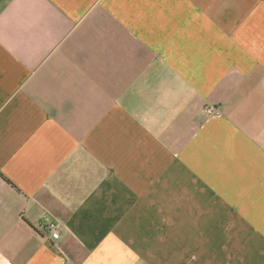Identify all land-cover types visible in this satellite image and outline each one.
Masks as SVG:
<instances>
[{
	"label": "crops",
	"instance_id": "obj_1",
	"mask_svg": "<svg viewBox=\"0 0 264 264\" xmlns=\"http://www.w3.org/2000/svg\"><path fill=\"white\" fill-rule=\"evenodd\" d=\"M0 264H264V0H0Z\"/></svg>",
	"mask_w": 264,
	"mask_h": 264
},
{
	"label": "built area",
	"instance_id": "obj_2",
	"mask_svg": "<svg viewBox=\"0 0 264 264\" xmlns=\"http://www.w3.org/2000/svg\"><path fill=\"white\" fill-rule=\"evenodd\" d=\"M40 234H48L50 238L57 242L61 239L64 231V224L57 219L42 218L36 227Z\"/></svg>",
	"mask_w": 264,
	"mask_h": 264
}]
</instances>
